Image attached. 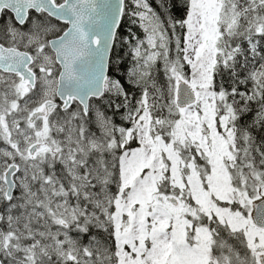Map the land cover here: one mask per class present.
<instances>
[{
	"label": "snow or ice",
	"instance_id": "obj_1",
	"mask_svg": "<svg viewBox=\"0 0 264 264\" xmlns=\"http://www.w3.org/2000/svg\"><path fill=\"white\" fill-rule=\"evenodd\" d=\"M0 264H264V0H0Z\"/></svg>",
	"mask_w": 264,
	"mask_h": 264
}]
</instances>
